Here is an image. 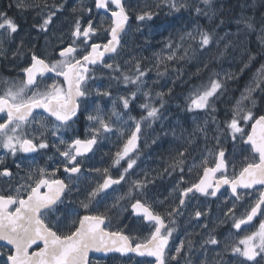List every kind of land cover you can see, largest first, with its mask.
<instances>
[{
	"label": "snow or ice",
	"instance_id": "1",
	"mask_svg": "<svg viewBox=\"0 0 264 264\" xmlns=\"http://www.w3.org/2000/svg\"><path fill=\"white\" fill-rule=\"evenodd\" d=\"M168 3L176 11H179L180 8L189 7L184 0H181L179 5H177L176 0H168ZM201 3L207 11L196 6L195 12L197 15L207 16L209 20L219 18L220 8L217 6L216 0H201ZM110 4L115 5L116 10L111 11L112 21L107 30L110 32L111 38L103 46L98 43L87 44L88 39L98 31V27H95L90 19L87 26L83 27L80 18L77 17L71 28L69 42L62 48L54 49L58 52V58L56 56L47 57L43 54L37 55L32 52L28 66L22 69L24 74L22 79L5 78L0 80V84H3V87L0 88V114H3L0 116V149L6 150L12 157H15L17 153H34L39 149H47L49 147L47 142L49 132L52 136H56L61 129L69 128L75 123L73 117H76L80 110V98H86L89 95L88 81L96 78L97 66L120 72L119 79L125 85L135 86V90L129 91L128 95L118 97L119 105L123 110L130 108V103L136 100L138 93H142L145 97L151 95L150 91H144L146 88L144 77L147 75L148 70L141 68L139 60L135 61L132 69L128 72H123L119 65L114 67L113 63H107L104 60L105 54H118V49L121 48V38L126 33V25L129 20L123 0H95L96 8L109 9ZM17 6L21 5L18 3ZM31 6L41 9L42 23L39 24V29L46 34V44L50 45L52 38H55L60 44H64L62 30L59 36L53 31L55 28L53 17L56 16V11H43L44 8L49 7L46 0H44L43 5L33 0ZM245 6L253 9L257 6L264 8V0H258V4L257 0H250V4L246 3ZM72 11L75 13L77 9L73 8ZM79 12L81 14L83 12L90 13L91 9L82 6L79 8ZM145 18L151 19L152 13L145 12L137 17L139 20ZM235 23L237 24V32L234 35L237 37V43L231 46L234 50L242 47L243 51L247 53L246 61L240 69L243 72L244 68H248L255 60V55L239 38L243 34L244 40H247L251 33L258 32V39L264 43V15L257 19L255 14L241 13ZM222 24H224V20L220 19L217 27ZM0 29L13 34L18 31V25L6 13L0 12ZM195 31L196 35L200 37V49L216 43L212 32L200 29L199 26ZM186 35L189 40L195 39L191 32ZM184 39V36H182V44ZM80 45H84V47L81 48ZM2 46L3 39L0 38V51L3 50ZM229 46L230 42L225 44L223 50H218L216 58H222L229 54ZM89 47L90 51L87 50ZM167 47L171 49L173 44L169 43ZM17 54H22L20 49L13 53L14 56ZM185 58H187V49L180 57H176L175 53L167 56L169 61ZM109 59H114V57L109 56ZM133 59L135 60V58ZM161 63H163V60H161ZM204 67L207 68L208 64H204ZM47 73H55L56 76L63 77L67 83V88L58 85L56 82L42 85ZM231 78H234L233 75L228 74L225 80ZM224 88L225 83L220 79L210 80L208 87L196 92L195 99L191 101L192 106L197 109L213 106L215 99L219 98L218 93H222ZM170 92L171 89H169V94ZM96 94L102 97L112 95L110 90L106 89L101 92L99 88L96 89ZM156 95L161 98L159 107L153 106L151 103L141 105L147 110V115L135 122L134 130L128 136L123 150L116 153V158L113 161L115 165H119L121 160L128 158L124 172L119 176V179H113L111 175H105L103 182L98 183L95 188L88 192L89 202L101 191L124 180L125 174L136 164V159L131 158L129 153L135 151L138 147L142 122L147 121V126L150 127L162 115L161 109L164 107L163 96L165 93L161 92ZM258 95L260 101L257 100ZM259 102H264V64H261L256 70L244 93L236 101L231 119L226 122V128L232 140L235 141L239 135L240 140L249 144L251 151L258 155V162L254 159L246 163L238 175H234L232 179H229L226 175L228 165L224 159L225 153L220 150L218 153L219 158L214 160L215 167H204L203 178L198 183L181 190L178 206L167 213L169 218L180 214L181 208L185 205V198L194 190L206 196H215L220 184H230L234 194L237 192L238 187L247 189L257 184L264 185V114L258 115L254 111ZM37 109H43L50 117L55 118L56 123L52 125L51 130L42 118L39 120V127H35L37 116L34 115V112ZM125 115H128V113L117 111L115 100L109 113H106L101 106L96 105L94 114L86 116V119L92 122L88 138H75L71 143H67L60 138L58 143L66 145L63 151L57 148V151H60V155L66 161L64 172L82 174L81 167L84 163L82 158L87 153L92 152L93 147L104 138V134L112 133L114 129L119 131L120 129L116 125L127 123V120H124ZM128 119L135 118L128 115ZM249 121L252 122L250 125L251 131L245 132L242 123L248 125ZM197 130L203 133L205 139H207L206 128L198 126ZM153 143H155V140ZM188 143L191 145L194 140L189 138ZM185 152H187V148L178 152L179 158L174 159L169 166L171 170L184 171L182 165L184 164ZM209 155H211V152H209ZM3 162L0 159V164H3ZM202 164L206 165L207 160H202ZM19 167L18 164L17 168ZM96 171L99 172L100 170L96 169ZM103 171L106 174L108 169ZM165 171H169V169H165ZM218 172L221 173L222 178L217 183L216 190L209 192V188L212 187L209 178L215 176ZM12 179L13 172L9 168L0 169V181L8 182V187L0 190V241H5L8 246H11L6 254L4 264H92L89 259L91 252H119L121 254L134 252L140 256L155 257L156 264H170V260H176L177 258L176 256L170 258L166 256L169 238L175 229L168 228L164 217L154 213L140 199H136L132 207L138 212H142L149 221L155 222V230L149 238L143 241L137 238V242L133 244V239L130 236L124 235L122 232L108 231V226L105 223L108 217L104 214L84 215L78 220H73L70 224L61 221L59 216L56 215L58 202L63 203L61 197L65 191L71 193L69 185L79 180V175H69V182L66 184L64 180L50 178L45 168L37 167L34 171L29 168L24 176H19V182L15 187L11 186ZM152 182L154 181H149L147 177L143 181H134L133 189L143 194L142 190L147 186V183ZM42 189H46V191L42 192ZM129 195H131V190ZM262 205H264V194L251 207L250 211L246 212L241 218L234 219L233 227L240 229L241 225L251 222L258 213L264 215V212L261 211ZM82 206L87 209L89 204L82 202ZM112 207H116V205ZM231 212L232 209H229V213ZM202 215L204 213L201 211H195V217L199 218ZM169 223L174 224V221L169 220ZM203 227L207 228L208 225L204 224ZM203 243L217 245L219 241L215 236L209 234ZM40 244H42V247L39 246ZM33 245H37L38 250L30 252L29 250ZM239 245L244 247L241 248ZM188 248L191 251V241L188 242ZM183 249L184 244L182 242L180 247L175 249L176 254L179 255ZM225 250L238 253L246 260L254 261L255 264L264 261V220L260 222L257 231L239 240L238 245H231L230 248L225 245ZM0 255H4V253H0ZM258 256L260 257L259 261L256 259ZM189 264H191L190 261ZM203 264H207V261H204Z\"/></svg>",
	"mask_w": 264,
	"mask_h": 264
},
{
	"label": "flooded vegetation",
	"instance_id": "2",
	"mask_svg": "<svg viewBox=\"0 0 264 264\" xmlns=\"http://www.w3.org/2000/svg\"><path fill=\"white\" fill-rule=\"evenodd\" d=\"M68 1L70 0H61V5L65 2L70 7ZM80 1L85 4V7L90 8L91 12H84L82 14L75 13L71 16L70 20L63 17L60 23H55L54 19L55 28L59 31L58 36L61 35L62 30L64 44H60L57 41L49 45L46 44V34L39 29V24L42 23L41 9L31 6L33 0H0V12L6 13L18 25L17 33L23 34L19 31L21 29L25 36L24 43L2 46L3 50L0 51V80L5 78L22 79L24 76L22 69L28 66L32 52H35L37 55L43 54L47 57L56 56L58 58V52L54 51V49L62 48L69 42L71 30L68 31V27H72L77 17L80 18V23L83 27L87 26L89 19L95 27H98L96 34L88 39V45L98 43L103 46V44L107 43V40L111 38L110 32L107 30L112 21L111 11L116 10L115 5L110 4L109 9L101 11L95 7V0ZM35 2L43 5L44 0H35ZM46 2L49 7L44 8L43 11H52L53 2L50 0H46ZM18 3L21 6H17ZM123 3L130 18L129 26L126 33L122 35L121 48L118 49V54L105 55L104 60L107 63H113L114 67L119 65L120 68L124 69L121 70L123 72H128L132 69L135 61L139 60L141 62V68L148 70L144 79L146 78L147 81L154 80V82L161 81L155 85H151L148 89L150 93L152 92L153 99H148V97L144 98L143 96L137 97L135 101L130 103L128 110H123L120 107L117 111L127 112L128 115L135 119H128V115H125L124 117L127 118V123L124 125H116L120 129L119 131L114 129V132L104 134V138L93 147L92 152L87 153L82 158L84 161L81 167L82 174L65 173L64 165L66 161L60 155V151H63L66 145L59 144L58 140L62 138L67 143H71L75 138H88L92 122L88 121L86 116L88 114H94L96 105L101 106L106 113H109L112 110L114 100L116 101L119 96H126L129 94V91L135 90L134 85H125L119 79L120 72H114L111 69L97 66L96 78L88 81L90 89L89 95L86 98H80V110L77 116L73 117L75 123L69 128L61 129L56 136H52L49 132L47 136L49 147L47 149H39L34 153H17L15 157L9 155L6 150L0 149V159L4 161L3 164H0V169L7 167L13 172L12 187L17 186L19 176H24L29 168L33 171L37 167L45 168L50 178L64 180L66 184L69 182V175H79V180L69 185L71 193L65 191L61 197L63 203L58 202L56 215L59 216L61 221L70 224L73 220H78L84 215L104 214L108 217L105 222L108 226V231L122 232L124 235L130 236L133 239V244L137 242V238L140 241L149 238L155 230V222L149 221L142 212H138L132 207L136 199H140L150 210L164 217L165 224L168 228L175 229L169 238L166 256L168 258L176 256L177 258L176 260H170V264H189V261L191 264H195L196 256H186L189 251L188 242L191 241L194 246L196 241L205 239L202 237L204 232L200 231V226L207 224L210 227V224L213 223L211 218L213 214L211 212H217V214L222 212L219 209L222 206V200L224 198L234 201L244 195L254 194L255 203L249 204L247 211L245 210L248 212L261 199L262 194H264V186H258L249 190H240L236 196L233 195L230 187L220 189L221 184L215 196H206L194 190L193 193H189L188 197L185 198V205L181 208L180 214L173 215L171 218L168 217L167 213L179 204L181 190L198 183L203 178V168L215 167L214 160L219 157H215L210 163L203 165L202 162H197L195 155H193L195 152L190 150L189 146L180 147L178 142L170 140L172 135L168 134L166 136L169 132L168 129L178 127L176 122L178 118H176L177 116L175 117L176 114H179V102L175 98L178 81H173L177 78V73L173 77V71L178 69V63L180 62L178 59L167 60V56L173 52L167 45L170 43V39L175 38V33L177 32V29H175L176 24L171 27L168 25L169 22L164 21V14L156 12L154 15L152 14L151 19H147V21H151V26L155 28L146 27V29H142V26H140L137 29L136 26L138 23L143 21L137 19L138 15H140L138 13L139 2L137 0H124ZM62 9L64 10L65 7ZM202 26L209 27V22L202 19ZM80 47L83 48L84 45H80ZM17 49H20L22 54L14 56L13 53ZM87 50L90 51V47ZM109 56H113L114 59H109ZM161 60H163V63H161ZM165 71L166 73L169 71L167 73L168 77L166 78L163 75ZM53 82L67 88V83L64 81V78L56 76L55 73H47L42 81V85L52 84ZM2 87L3 84H0V88ZM97 88L101 92L106 89L110 90L112 95L106 97L98 96L96 94ZM169 89H171L170 94ZM161 92L165 93L163 96L164 107L161 109V118L155 123H152L150 127L147 126V121L142 122L138 147L135 151L129 153L131 158L136 159V164L125 174L124 180L101 191L89 202L88 192L95 188L98 183H102L105 175H111L113 179H119V176L124 172V169L127 167L128 158L126 157L121 160L119 165H115L113 161L116 158V153L123 150L128 136L134 130L135 122L147 115V110L141 107V105L143 103H149L151 99L150 103L153 106L159 107L161 98L156 94ZM259 114H264V112L259 111ZM2 115L0 114V116ZM34 115L37 116L35 127H39V120L41 118L48 124L50 130L52 125L56 123L55 118L50 117L43 109L35 110ZM169 117H172L170 119L171 122L168 120ZM69 123L71 124V122ZM248 130L251 131V128L249 127ZM121 133L124 134L122 135ZM154 140L155 143H153ZM244 144L250 157L248 161L246 160L244 163L239 164L235 173L232 169V163L229 160L230 151L223 150L228 165L226 175L229 179H232L234 175H238L246 163L254 159L258 162V155L251 151L250 145H247L245 142ZM184 147L187 148V152H185L186 158L184 157V164L182 165L184 171L181 172L178 169L171 170L169 168L170 164L173 163L174 159L179 158L177 154L180 151H184ZM57 148L60 151H57ZM18 164L20 165L19 168H17ZM96 169L100 171L98 172ZM104 169H108L106 174L103 171ZM165 169H169V171H165ZM145 177L149 181L154 182L147 183V186L142 190L143 194H141L133 189V182L137 180L143 181ZM221 178V173L215 175L209 192L216 190V185ZM7 187L8 182L0 181V190H4ZM130 190L131 195H129ZM41 191L44 192L46 189H42ZM82 202L89 204L87 209L82 206ZM113 205H116V207H112ZM197 210L204 213V215L199 218L195 217V211ZM245 211H242L239 218L246 214ZM261 211L264 212V205L261 206ZM169 220L174 221V224L169 223ZM262 220H264V215L258 213L257 218L252 223L241 225V228L237 229V234L241 237L251 234L258 229ZM180 223H182V226ZM225 225L229 224L226 222ZM182 242L184 249L177 255L175 249L180 247ZM39 246L42 247V244ZM10 247L7 244H0V253H4V255H0V264H4L6 254L9 252ZM33 250H38V246L33 245L29 251L31 252ZM256 259L259 261L260 257L258 256ZM91 262L92 264H156V258L147 255L140 257L134 253L126 255L114 252L109 257H95L91 259ZM238 264H255V262L248 261L245 257L241 256ZM260 264H264V261H260Z\"/></svg>",
	"mask_w": 264,
	"mask_h": 264
},
{
	"label": "rangeland",
	"instance_id": "3",
	"mask_svg": "<svg viewBox=\"0 0 264 264\" xmlns=\"http://www.w3.org/2000/svg\"><path fill=\"white\" fill-rule=\"evenodd\" d=\"M50 1L53 2L52 11L53 10L56 11V16L53 17V20L55 19V23H60L63 20L62 19L63 17H66L67 20L68 19L70 20L73 14L75 13L81 14L79 12L80 7L82 6L85 7V4L81 1L79 2V0L68 1L70 7L66 5L65 2L62 4L61 7V0H50ZM137 1L139 2L138 13L140 15L144 14L145 12H151L154 15L156 12H158V13H163L164 15L169 17L175 16L178 20L181 19L175 25V29H177V32L175 33V38L171 37L172 39H170L169 41L170 43L173 44V48H171L170 50H173L172 54L175 53L176 57L182 56L184 50L187 49V58L178 59L180 62L178 63V69L173 71L174 72L173 77H175V73H177V78L174 79L173 81H178V89L176 88L177 91L175 98L179 102L178 103L179 114L175 115V117L177 116L176 118H178L176 119L178 127H176L174 130L173 129L169 130V132H172L170 134L171 135L173 134L170 140H173L174 138L173 141L178 142L180 144V147L189 145L191 147L190 148L191 150L194 149L193 151L195 153L193 155H195L197 162H202V160L206 159L207 163H210L213 158L215 157L218 158V153L220 149L224 151L229 150L230 151L229 160L232 163V169L233 172L235 173L239 167V164L244 163V161L246 160L248 161L250 155L246 149L244 141L240 140L239 135L237 136V139L233 141L230 133L228 132L226 128V122L229 121L231 117L229 119H222L213 113V111L217 110L215 109V105L220 100H222L226 94V86L222 93H218L219 98L215 99V103L213 106L205 109H197L191 104V101L195 99L196 96V90L192 86V82L194 79L204 76L205 82L202 85L203 87H201L202 89L208 87L210 84V80H214V79H220L222 82L225 83V85L230 83V81L232 82L241 77L249 78L247 85L251 82L256 70L260 67L261 64H264V59L261 58L260 60V58L257 55H255V60L250 64V66L248 68H244L243 72L240 71V69L243 67L244 62L246 61L247 53L243 51L242 47L234 50L233 47L231 46L237 43V37L234 35L237 32V24L235 23V21L237 18H239L241 13L255 14L256 10H262L261 11L262 15H264V8L257 6L256 8L253 9L251 7L245 6L246 4L241 5L240 7L241 11L239 10L236 14L233 15V17L231 16L227 18L226 15L223 16L224 14L223 10L225 9V4L227 0H216L217 6L220 8V12L218 13L219 18L218 19L213 18L212 20H209L207 16L197 15V13L195 12L196 6H199L202 9H204V5L201 3V0H184V2L189 5V7L180 8L179 11H176L175 9L171 8L169 6L168 0H137ZM176 3L177 5H179L181 3V0H176ZM257 4H258V0H257ZM63 7H65L64 10L62 9ZM73 8H76L77 12L74 13L72 11ZM204 10L207 11V9ZM147 19L148 18H145L143 21L139 22L136 28L138 29L140 28V26H142V29H146V27H153L151 26V21H147ZM202 19H205L209 22V27L202 26ZM220 19L224 20V24L217 27ZM198 26L200 29L208 30L212 32L214 41H216V43H214L213 45H209L204 49H200L199 48L200 37L196 35V31H195ZM71 28L72 27L69 26L68 31L71 30ZM0 31H1L0 38L3 39V45L19 44V43H24L25 41L24 32L21 29H19V31L23 34H19L17 32L13 34H9L7 31L3 29ZM53 31L58 36L59 34L58 29L54 28ZM190 32L193 33L195 39L189 40L187 38L186 34ZM251 34L248 36L247 40H244L243 34H241L239 38L240 40L244 41V43L247 45L249 50H250ZM182 36H184L185 38L183 44L181 42ZM259 41L261 44L264 45V43H262L260 39ZM56 42L57 41L55 40V38H52L51 44H54ZM229 42H230V46L228 49L229 54L225 55L222 58H216L218 50H223L225 44ZM189 45H191V47H189ZM206 63L208 64L207 68L204 67V64ZM120 69L124 70L123 68ZM168 72L169 71H167V73ZM167 73L166 71L163 72L165 78L168 77ZM228 74H232L234 78L225 80V77L228 76ZM145 81H146V88L144 89V91H148L151 85H155L156 83L161 82V81L154 82V80L147 81L146 78ZM244 91L242 93H244ZM142 96H143L142 93L137 94V97H142ZM143 97L145 98V96ZM152 97L153 94L151 92V95L148 97V99ZM239 99H237L236 101H238ZM257 100L260 101L259 95L257 96ZM116 103L118 107L119 100H116ZM120 107L121 106H119L117 110ZM232 110H231V116H232ZM254 111L257 114L259 111L264 112V102H259L257 104L256 109H254ZM170 119H172V117H169L168 120ZM124 120H127V118L124 117ZM209 123L211 124V126ZM251 123H252L251 121L248 122V125H243L242 123V126H244L245 128V132H250L248 129ZM121 124L124 125V123ZM198 126L202 128H207L206 129L207 139H205L203 133L197 130ZM169 132L166 134V136L169 134ZM121 134L123 135L124 133ZM189 138L194 140V143L191 145L188 143ZM217 139L219 141L218 143H217ZM209 152H211V155H209ZM253 196L254 194L244 195L234 201L224 198L222 200V206L219 209V211L222 212L218 214L217 212L216 213L211 212L213 214L211 217L213 223L210 224V227L204 228L203 225L200 226L201 227L200 231L204 232L202 237H204L205 239L196 241L194 246L192 245L191 251H188L186 256H196L195 264H203L204 261H207V264H238L241 256L238 253H232L230 250L226 251L225 245H228L229 248L231 247V245L234 244L238 245L239 240L245 237V236L241 237L237 234L238 230L233 227V221L234 219H239L242 211L245 210L247 211L249 204L251 205L252 203H255ZM229 209H232L231 213H229ZM226 222L229 225H225ZM180 225L182 226V223H180ZM209 234L215 236V238L219 241V244L217 245L204 244L203 242L208 238ZM239 246L241 248L244 247L243 245H239Z\"/></svg>",
	"mask_w": 264,
	"mask_h": 264
},
{
	"label": "trees",
	"instance_id": "4",
	"mask_svg": "<svg viewBox=\"0 0 264 264\" xmlns=\"http://www.w3.org/2000/svg\"><path fill=\"white\" fill-rule=\"evenodd\" d=\"M236 1V2H235ZM228 2V3H227ZM226 4H225V11H224V15L228 17H231L232 14H236L239 10H240V6L241 5H245L246 3H249L250 0H227ZM233 2V3H232ZM230 3V4H229ZM233 4V6H232ZM236 4V5H235ZM230 5V6H229ZM228 8V10H227ZM233 8V9H232ZM230 11V12H229ZM262 10H256L255 11V14H256V17L257 19H259L262 15ZM168 16L164 15V21L165 22H169L168 25H170L171 27L175 24L178 23V20L175 16H171L169 18H167ZM256 35V36H255ZM258 32H254L251 34L250 36V51L254 54V55H259V54H262V56H264V45L260 43L259 39H258ZM254 41V42H253ZM260 44V45H259ZM259 52V53H258ZM261 55H259L258 57L263 59ZM241 80V81H240ZM249 78L247 77H241L239 79H236L234 81H230V83L226 84V93L225 96L223 97L224 99L223 100H220L216 105H215V111H213V113L216 115V116H220V118L222 119H229L231 117V110L232 108L234 107V104H235V101L237 99H239L240 95L242 94V92L245 90L246 86H247V83L245 82H248ZM236 81V84L234 83ZM205 82V77H200V78H197V79H194L193 82H192V86L195 88L196 92L199 91V90H202L201 87H203V83ZM243 82V84H242ZM241 83V84H240ZM235 84V85H234ZM237 86H238V89H237ZM231 87H234L231 88ZM230 88V89H229ZM235 90V91H234ZM240 90V91H239ZM230 91V92H229ZM234 92V93H233ZM239 92V95L238 93ZM235 96H234V95ZM237 94V95H236ZM233 95V96H232ZM230 97V98H229ZM230 99H233L232 101ZM231 101V102H230ZM231 104H230V103ZM233 104V105H232ZM222 106V107H221ZM221 108V109H220ZM223 110V111H221ZM224 113V114H223ZM227 116V117H226ZM224 117V118H223Z\"/></svg>",
	"mask_w": 264,
	"mask_h": 264
},
{
	"label": "water",
	"instance_id": "5",
	"mask_svg": "<svg viewBox=\"0 0 264 264\" xmlns=\"http://www.w3.org/2000/svg\"><path fill=\"white\" fill-rule=\"evenodd\" d=\"M124 1V0H123ZM101 11H106V9H103V8H99ZM129 21H130V18H129V20H128V22H127V25H126V30H127V28H128V26H129ZM105 55H108V54H105ZM247 144V143H246ZM247 145H249V144H247ZM224 159H225V156H224ZM226 161V160H225ZM219 173V172H218ZM217 174V173H216ZM215 174V175H216ZM214 178H215V176H210V178H209V183L212 185L213 184V182H214ZM258 186H264V185H254L253 187H251V188H247V189H245V188H242V187H238L237 188V192L234 194L233 192V195L234 196H236L237 195V193L240 191V190H249V189H254V188H256V187H258ZM227 187H230L231 188V185L230 184H221V187H220V189H225V188H227ZM211 188H209V190H210ZM232 190V189H231ZM258 215V214H257ZM257 218V216L256 217H254L253 218V220L251 221V222H249V223H252L255 219ZM0 244H6V242L5 241H0ZM111 253H114V252H109V253H103V252H91L90 254H89V259H90V261H91V259H93V258H95V257H109V256H111ZM117 253H119V252H117ZM129 253H134V252H129ZM129 253H126V255L127 254H129ZM134 254H137V253H134ZM138 255V254H137ZM140 256V255H139ZM140 257H144V256H140Z\"/></svg>",
	"mask_w": 264,
	"mask_h": 264
},
{
	"label": "bare ground",
	"instance_id": "6",
	"mask_svg": "<svg viewBox=\"0 0 264 264\" xmlns=\"http://www.w3.org/2000/svg\"><path fill=\"white\" fill-rule=\"evenodd\" d=\"M228 1H229V0H228ZM226 2H227V1H226ZM233 2H234V0H233ZM233 2H232V3H233ZM235 2H236V1H235ZM240 2H241V0H240ZM227 3H228V2H227ZM229 4H230V3H229ZM235 5H236V4H235ZM229 6H230V5H229ZM232 6H233V4H232ZM233 7H234V6H233ZM240 7H241V6H240ZM242 8H243V7H242ZM223 9H224V8H223ZM232 9H233V8H232ZM227 10H228V8H227ZM223 11H225V10H223ZM223 11H222V12H223ZM240 11H241V9H240ZM229 12H230V11H229ZM220 17H221V16H220ZM232 17H233V14H232ZM229 19H230V18H229ZM226 23H227V22H226ZM222 30H223V29H222ZM255 36H256V35H255ZM253 42H254V41H253ZM259 45H260V44H259ZM151 50L153 51V49H151ZM258 53H259V52H258ZM254 54H255V53H254ZM259 55L262 56V54H259ZM259 55H258V56H259ZM262 57H263V59H264V56H262ZM208 73H209V72H208ZM240 81H241V80H240ZM234 83L236 84V81H235ZM245 83H247V82H245ZM235 84H234V85H235ZM240 84H241V83H240ZM242 84H243V82H242ZM243 85H244V84H243ZM231 88L234 89V87H231ZM229 89H230V88H229ZM237 89H238V86H237ZM234 91H235V90H234ZM239 91H240V90H239ZM229 92H230V91H229ZM233 93H234V92H233ZM237 93H238V95H239V92H237ZM226 94H227V93H226ZM233 95H234V94H233ZM233 95H232V96H233ZM236 95H237V94H236ZM181 96H182V95H181ZM234 96H235V95H234ZM229 98H230V97H229ZM223 99H224V98H223ZM223 99H222V100H223ZM230 100L232 101L233 99H230ZM231 101H230V102H231ZM220 102H221V101H220ZM230 102H229V103H230ZM230 104H231V103H230ZM232 105H233V104H232ZM221 107H222V106H221ZM220 109H221V108H220ZM221 111H223V110H221ZM223 112H224V111H223ZM223 114H224V113H223ZM219 117H220V116H219ZM226 117H227V116H226ZM223 118H224V117H223ZM219 119H220V118H219ZM170 122H171V120H170ZM170 122H169V123H170ZM218 122H219V121H218ZM173 123H174V122H173ZM212 123H213V122H212ZM214 123H215V122H214ZM163 124H164V123H163ZM165 124H166V122H165ZM209 124H210V123H209ZM174 125H175V124H174ZM206 125H207V124H206ZM213 125H215V124H213ZM170 126H171V124H170ZM210 126H211V124H210ZM167 127H168V126H167ZM167 127H166V129H167ZM211 128H213V127H211ZM174 129H175V128H174ZM174 129H173V130H174ZM206 129H207V128H206ZM160 130H162V129H160ZM160 130H159V131H160ZM163 130H165V129H163ZM168 130H171V129H168ZM162 132H163V131H162ZM165 133H166V132H165ZM170 133H172V132H169V134H170ZM209 133H210V132H209ZM170 135H171V134H170ZM172 135H173V134H172ZM175 135H176V134H175ZM155 136H156V135H155ZM162 136H164V135H162ZM157 137H158V136H157ZM165 138H166V137H165ZM160 139H161V138H160ZM173 140H174V138H173ZM162 141H163V139H162ZM201 142H202V141H201ZM201 142H200V143H201ZM162 145H163V144H162ZM186 145H187V143H186ZM188 146H189V145H188ZM189 147H190V146H189ZM163 148H164V147H163ZM190 148H191V147H190ZM184 149H185V147H184ZM184 149H183V150H184ZM159 150H160V148H159ZM188 150H189V149H188ZM190 150H191V149H190ZM190 150H189V151H190ZM193 150H194V149H193ZM169 151H171V150H169ZM160 152H161V151H160ZM162 152H163V151H162ZM169 153H170V152H169ZM185 158H186V157H185ZM189 158H190V157H189ZM192 158H194V157H192ZM190 160H191V159H190ZM155 192H156V191H155ZM157 192H158V191H157Z\"/></svg>",
	"mask_w": 264,
	"mask_h": 264
}]
</instances>
